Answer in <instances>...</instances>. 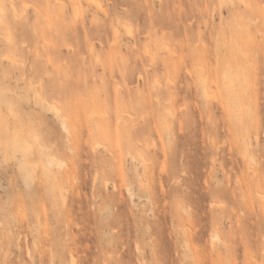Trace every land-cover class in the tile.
Instances as JSON below:
<instances>
[{
	"label": "rangeland",
	"instance_id": "obj_1",
	"mask_svg": "<svg viewBox=\"0 0 264 264\" xmlns=\"http://www.w3.org/2000/svg\"><path fill=\"white\" fill-rule=\"evenodd\" d=\"M263 195L264 0H0V264H264Z\"/></svg>",
	"mask_w": 264,
	"mask_h": 264
},
{
	"label": "bare ground",
	"instance_id": "obj_2",
	"mask_svg": "<svg viewBox=\"0 0 264 264\" xmlns=\"http://www.w3.org/2000/svg\"><path fill=\"white\" fill-rule=\"evenodd\" d=\"M13 8V7H12ZM14 9V8H13ZM77 12V11H76ZM130 31V30H129ZM148 53V52H147ZM205 91V90H204ZM213 94V93H212ZM209 95V94H208ZM211 95V94H210ZM57 109V108H56ZM57 111L58 110H56V113H57ZM58 114V113H57ZM50 162V161H49ZM127 191V190H126ZM258 194V193H257ZM264 196V195H263ZM260 199H262V197L260 198ZM215 236H217V235H215ZM214 237V236H213ZM213 239H216V237H214ZM211 244H212V242H211ZM213 245V244H212ZM27 251V250H26Z\"/></svg>",
	"mask_w": 264,
	"mask_h": 264
}]
</instances>
